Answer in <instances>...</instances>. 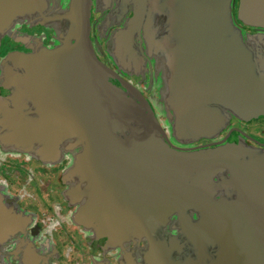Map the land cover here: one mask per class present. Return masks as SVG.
<instances>
[{"label":"flooded vegetation","instance_id":"af4514ba","mask_svg":"<svg viewBox=\"0 0 264 264\" xmlns=\"http://www.w3.org/2000/svg\"><path fill=\"white\" fill-rule=\"evenodd\" d=\"M40 2V13L16 15L0 30V264H149V236L164 243L177 264H216L219 235L201 226L206 216L188 204L191 198L234 203L233 208L242 211L235 212L234 222L223 224L225 236L231 238V230L239 235L254 221L264 240L263 53L250 54L248 61L254 71L262 70L253 78L258 106L235 114L229 107L233 100H227L225 93L216 95V100L211 86L198 77H187L176 54L189 0H90L88 43L112 72L97 67L121 119L113 130L116 145L127 150L141 146L139 153L147 156L151 144L144 138H152L156 130L170 150L195 155L191 167L164 155V163L153 174L156 182L143 172L136 173L137 182L144 176L142 189L149 193L146 200L159 204L147 212V224L142 228L122 221L118 232L109 237L97 220L83 224L75 215L89 191L78 160L85 143L81 137L64 134L53 151L49 143L23 147L3 138L10 130L5 114L15 110L14 103L17 114L39 117L33 90L26 87L20 96L15 83L24 69L11 65L8 55L55 48L70 31L66 20L55 18L64 12L68 0ZM239 6L240 0L227 1L229 20L238 26V37L248 47L246 35L264 33V26L258 29L241 22ZM262 13L264 22V4ZM36 27L45 28L44 32L35 33L32 29ZM153 92L157 93L154 101L150 98ZM218 147L229 150L223 160L231 171L210 164ZM57 157L61 162L53 166ZM238 167L242 173L234 171ZM182 217L190 227L183 225ZM76 229L89 250L71 251L67 246L68 234L74 235Z\"/></svg>","mask_w":264,"mask_h":264},{"label":"water","instance_id":"95a60500","mask_svg":"<svg viewBox=\"0 0 264 264\" xmlns=\"http://www.w3.org/2000/svg\"><path fill=\"white\" fill-rule=\"evenodd\" d=\"M40 1L0 0V30L16 15L34 10L40 13L43 8ZM227 1L189 0L181 28L182 44L176 54L182 68L187 71V77L202 79V83L212 87L215 97L225 93L227 100H233L230 109L239 114L258 106L253 78L262 70L254 71L248 61L250 54L257 57L256 53H263L264 57V33H248L246 47L238 37V26L229 20ZM263 4L264 0H240L238 19L263 29ZM89 11L90 0H68L64 12L55 16L71 25L65 41L52 49L42 47L36 52L8 55L11 65L20 66L25 71L15 83L20 87V96H23L26 87L33 90L39 117L32 119L22 113L17 114L18 108L14 103L15 110L5 114L10 130L3 138L23 147L49 143L53 151L54 143L60 136L81 137L85 143L78 160L81 171L88 179L89 191L75 215L83 224L97 220L103 234L110 237L118 232L122 221L133 222L142 228L147 224V212L154 211L159 204L146 200L149 193L142 189L144 176L141 175L142 179L137 182L134 180L136 173L143 172L156 182L153 174L166 157L191 167L195 155L170 150L156 135V130L151 133L152 138H149L150 135L144 138L151 144L147 156L139 153L141 146L127 150L116 145L113 130L121 119L111 104L97 67L111 75L112 72L89 46ZM252 112L253 116H257V112ZM228 152L218 147L213 151L210 164H220L231 171L230 165L223 160ZM236 170L243 172L239 167ZM237 177L241 181L239 175ZM188 204L199 208L206 216L201 226L209 229V233L219 235L221 250L216 264H264V240L254 221L247 224L239 235L234 236L231 230V238L225 236L227 231L223 224L234 222L235 212L242 211L233 208L234 203L191 198ZM181 220L185 227H190L187 218L182 217ZM209 222L211 224L207 226ZM148 238L150 246L146 258L149 264H177L170 259L164 243L150 236Z\"/></svg>","mask_w":264,"mask_h":264},{"label":"rangeland","instance_id":"374dc122","mask_svg":"<svg viewBox=\"0 0 264 264\" xmlns=\"http://www.w3.org/2000/svg\"><path fill=\"white\" fill-rule=\"evenodd\" d=\"M62 1L65 2L66 0H62ZM105 3H106V1H105ZM44 29L36 27V28H33L32 30L35 33H41V32H44ZM33 31H31V32H33ZM154 83L155 84H159L158 80H156ZM153 89H155V88H153ZM152 94L150 95V98H151V100L154 101V100H156L157 93L153 92ZM60 162H61V157H57L56 159L52 160L51 164L54 166L56 164H59ZM71 227L72 228H76L77 226L74 227V226L71 225ZM78 233H79V231H78V229H76L74 235H72V234L69 235L68 234V236H67V243H68L67 246H69V249L71 251H73L75 248L79 249L80 247H84V248L86 247L85 250H89L90 248L88 249V247L86 245H83L84 238L82 237V235L79 236ZM52 239H53L54 243L56 244L57 241H58V236L56 235V233L52 234ZM67 246L65 248H67Z\"/></svg>","mask_w":264,"mask_h":264}]
</instances>
